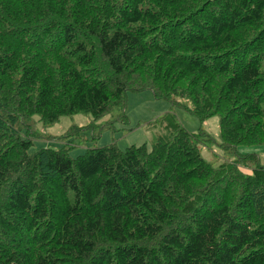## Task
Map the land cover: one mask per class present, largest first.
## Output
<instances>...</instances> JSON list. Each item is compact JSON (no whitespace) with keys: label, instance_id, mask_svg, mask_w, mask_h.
I'll list each match as a JSON object with an SVG mask.
<instances>
[{"label":"trees","instance_id":"16d2710c","mask_svg":"<svg viewBox=\"0 0 264 264\" xmlns=\"http://www.w3.org/2000/svg\"><path fill=\"white\" fill-rule=\"evenodd\" d=\"M263 58L264 0H0V264H264V164L239 151L264 145ZM143 90L217 115L233 157L178 124L32 150L38 123L123 115Z\"/></svg>","mask_w":264,"mask_h":264},{"label":"rangeland","instance_id":"374dc122","mask_svg":"<svg viewBox=\"0 0 264 264\" xmlns=\"http://www.w3.org/2000/svg\"><path fill=\"white\" fill-rule=\"evenodd\" d=\"M261 70L264 72V58ZM121 114L122 111L114 107L98 120L90 114L77 113L64 115L54 123L40 122L35 127L37 133L33 139L32 150L49 144V137H59L51 140L52 145L59 147L64 144L68 147L67 151L71 157L81 155L87 149L111 143L124 149L131 144H149L159 137H167L173 131L174 125L178 124L193 134L198 133L200 129L207 132L210 143L201 141L207 139V136L198 135L197 138L202 143V156L212 164L233 157L230 154H222L216 146L215 142L220 141L217 115L199 120L186 109L174 107L165 99H156L149 90L128 92L123 112L125 116ZM168 121L173 124L172 128L166 125ZM68 128H71L70 134H66ZM239 151L258 154L260 163L264 164V145L241 146Z\"/></svg>","mask_w":264,"mask_h":264}]
</instances>
